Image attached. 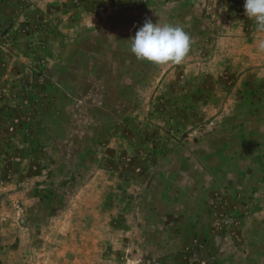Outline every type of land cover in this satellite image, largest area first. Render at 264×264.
<instances>
[{
    "label": "rangeland",
    "instance_id": "obj_1",
    "mask_svg": "<svg viewBox=\"0 0 264 264\" xmlns=\"http://www.w3.org/2000/svg\"><path fill=\"white\" fill-rule=\"evenodd\" d=\"M244 0H0V264H264V31ZM180 64L138 60L145 21Z\"/></svg>",
    "mask_w": 264,
    "mask_h": 264
},
{
    "label": "clouds",
    "instance_id": "obj_2",
    "mask_svg": "<svg viewBox=\"0 0 264 264\" xmlns=\"http://www.w3.org/2000/svg\"><path fill=\"white\" fill-rule=\"evenodd\" d=\"M244 15L264 31V0H244ZM264 50V43L260 45ZM190 50V37L179 26L160 25L150 20L131 37L130 51L138 60L154 64H180Z\"/></svg>",
    "mask_w": 264,
    "mask_h": 264
}]
</instances>
